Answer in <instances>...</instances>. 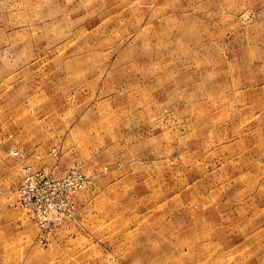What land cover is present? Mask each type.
<instances>
[{
	"label": "rangeland",
	"instance_id": "1",
	"mask_svg": "<svg viewBox=\"0 0 264 264\" xmlns=\"http://www.w3.org/2000/svg\"><path fill=\"white\" fill-rule=\"evenodd\" d=\"M0 264H264V0H0Z\"/></svg>",
	"mask_w": 264,
	"mask_h": 264
},
{
	"label": "built area",
	"instance_id": "2",
	"mask_svg": "<svg viewBox=\"0 0 264 264\" xmlns=\"http://www.w3.org/2000/svg\"><path fill=\"white\" fill-rule=\"evenodd\" d=\"M23 172H24L25 180H24L23 186L20 188L21 189V192H20L21 196L24 195V193L26 191L27 183L32 179L33 176H35L38 181H42L44 179L42 174L32 173L30 168H26ZM68 177L66 179H64V180H61V181L54 180L53 178H50V177H46L45 180L48 183V186H50V185L56 186V185H59V184L62 185L63 182H65L68 179ZM21 207L24 210H28L29 212H35L36 211L37 212V217L38 218H42L44 220H46V218H47L48 208L51 209V207H48V206L47 207H42V208L39 207L38 209H36L33 205H27V204L21 205Z\"/></svg>",
	"mask_w": 264,
	"mask_h": 264
}]
</instances>
